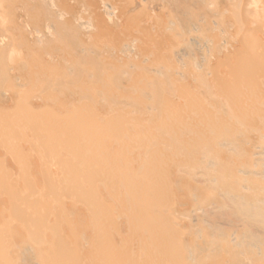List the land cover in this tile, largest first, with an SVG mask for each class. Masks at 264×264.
Wrapping results in <instances>:
<instances>
[{"label":"bare ground","instance_id":"1","mask_svg":"<svg viewBox=\"0 0 264 264\" xmlns=\"http://www.w3.org/2000/svg\"><path fill=\"white\" fill-rule=\"evenodd\" d=\"M0 264H264V0H0Z\"/></svg>","mask_w":264,"mask_h":264},{"label":"rangeland","instance_id":"2","mask_svg":"<svg viewBox=\"0 0 264 264\" xmlns=\"http://www.w3.org/2000/svg\"><path fill=\"white\" fill-rule=\"evenodd\" d=\"M95 4H96V5H92V9L95 11L94 14H96V12H99V13L102 12V13H103V9H102V7L104 6V4H103V6H101V5H102L101 1H98V3H95ZM95 6H96V7H95ZM99 6H100V7H99ZM137 12H138V14H136L137 16L141 14L140 16L142 17V19H146V16H144L145 14L143 15V16H144V18H143L142 13H141L140 11H137ZM145 13H146V12H145ZM118 14H119V12H118ZM118 14H116V15H118ZM121 16H122V15H120V17H121ZM122 17H123V16H122ZM141 17H140V18H141ZM142 19H141V20H142ZM122 20H124V19L122 18V19L120 20V25L123 24V25H122L123 27L126 26V25H129V26H126L125 28H123L125 31H132V30L134 29V28L132 29V25H131V24H126L125 20H124V21H122ZM146 20H147V19H146ZM124 22H125L126 25H124ZM121 23H122V24H121ZM122 26H120V27L122 28ZM133 26H135V25H133ZM120 27H119V29H120ZM116 29H118V28H116ZM184 221H185V219H184ZM184 221H183V222H184Z\"/></svg>","mask_w":264,"mask_h":264}]
</instances>
